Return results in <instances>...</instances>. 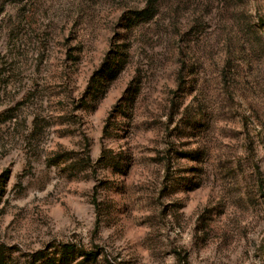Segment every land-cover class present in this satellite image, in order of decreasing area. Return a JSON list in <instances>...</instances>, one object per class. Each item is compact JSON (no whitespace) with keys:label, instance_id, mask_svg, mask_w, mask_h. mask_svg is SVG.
Instances as JSON below:
<instances>
[{"label":"rangeland","instance_id":"obj_1","mask_svg":"<svg viewBox=\"0 0 264 264\" xmlns=\"http://www.w3.org/2000/svg\"><path fill=\"white\" fill-rule=\"evenodd\" d=\"M126 3L0 0L5 259L264 264V0Z\"/></svg>","mask_w":264,"mask_h":264},{"label":"trees","instance_id":"obj_2","mask_svg":"<svg viewBox=\"0 0 264 264\" xmlns=\"http://www.w3.org/2000/svg\"><path fill=\"white\" fill-rule=\"evenodd\" d=\"M161 1L162 0H146V4L142 9L131 7L127 3L124 4L125 12H123L122 16L120 17V28L131 31L135 26L151 21L157 16ZM129 48L130 47L124 46V44L118 45V48H116L106 57L98 75L99 79H106L110 76L114 80L116 77H118V75L128 63ZM186 69L187 66L184 65L183 70L185 71ZM181 80H183V78H181ZM109 160L111 161V158H106V161ZM102 161H105V156L103 157ZM64 249H66V247ZM5 250V247L0 248V264H18L17 261L5 259ZM33 258L34 260H30L28 264H72L71 260L65 259L63 257L61 259L45 258L38 254ZM76 264H84V260Z\"/></svg>","mask_w":264,"mask_h":264}]
</instances>
